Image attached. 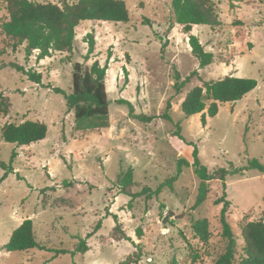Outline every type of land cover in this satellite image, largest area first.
Wrapping results in <instances>:
<instances>
[{
    "label": "rangeland",
    "instance_id": "1",
    "mask_svg": "<svg viewBox=\"0 0 264 264\" xmlns=\"http://www.w3.org/2000/svg\"><path fill=\"white\" fill-rule=\"evenodd\" d=\"M32 1L60 5V0ZM122 1L128 22L83 21L75 30L71 54L55 53L37 61L34 52L26 61L24 48L13 52L2 33L8 13L6 0H0V109L7 111L0 114V162L13 169L4 177L6 171L0 167V264H135L137 251V264H213L226 250L219 221L222 204H214L224 193L222 183L209 181L206 201L193 208L199 186L193 151L197 148L209 174L231 166L244 168L252 159L264 164V0H213L220 26H193L191 32L214 55L213 64L204 69L191 54L188 36L174 23L170 0ZM88 33H93L95 47L84 61ZM108 53V127L77 130L63 95L42 85L70 93L73 65L89 67L97 61L103 66ZM11 64L40 73L42 85ZM173 66L182 80L198 71L180 93L173 88ZM228 75L253 79L257 86L241 100L221 104L205 125L200 115H183L180 105L191 89ZM118 100L128 101L135 115L156 117L170 104L171 121L141 122ZM24 121L45 124V139L28 146L1 139L5 124ZM177 125L180 137L174 134ZM179 159L190 164L180 174ZM129 168L132 194L146 187L155 191L176 179L172 188L166 186L151 198H135L128 206L130 198L120 194L117 177ZM225 185L230 203L226 219L235 236L234 264H239L243 227L264 222V174L246 170L228 175ZM26 219L32 221L42 248L7 252L4 246ZM202 219L209 224L207 242L191 228ZM98 222L101 227L94 232ZM81 239H86V252L75 251Z\"/></svg>",
    "mask_w": 264,
    "mask_h": 264
},
{
    "label": "trees",
    "instance_id": "2",
    "mask_svg": "<svg viewBox=\"0 0 264 264\" xmlns=\"http://www.w3.org/2000/svg\"><path fill=\"white\" fill-rule=\"evenodd\" d=\"M171 11L174 23L182 27L184 34L188 36V44L191 54L198 61V68L213 64L214 55L206 52L200 43L198 37L191 34L193 26H208L212 29L220 26L218 14L215 10L213 0H170ZM6 10L8 20L2 23L1 29L3 35L11 42V50L16 52L19 47L24 48L26 61L36 52V60H44L52 57L55 53L71 54L76 38L75 30L83 21L126 23L129 20V12L122 0H75L69 3L68 0H60V5L53 3H38L32 0H6ZM87 52L83 57L88 61L94 52L95 39L93 33L86 35ZM165 48V46H164ZM162 46V49H164ZM108 53L106 63L101 66L94 61L89 67H83L80 63L73 65L72 88L70 93L63 90L42 85V76L33 69H25L19 64H11L10 67L25 76L29 81L51 89L64 97L66 107L73 111L75 117V128L77 130H94L108 127L109 118V100L107 98L105 79L108 70ZM173 79L175 81L173 88L176 93H180L182 88L194 77H198V71L191 72L183 80L179 72L173 66ZM125 81L128 71L123 67ZM257 86L253 79L237 78L232 75L224 78L203 82L202 86L191 89L183 99L180 109L185 117L200 115L203 125L206 124V118H213L218 113V108L224 103H235L252 92ZM208 102V105H207ZM118 104H127L130 107L129 116L141 122L147 123L160 118L165 121H171L167 110L170 104H167L165 112L160 116L135 115L132 105L126 100L116 101ZM0 114H7L5 108L0 109ZM179 125L174 134L180 137ZM47 127L40 122L24 121L20 124L7 123L2 127L1 139L5 143L15 144L17 146H28L45 139ZM15 154H13V157ZM190 164L179 159L177 162V172L181 173L183 167ZM0 167L6 173L13 172L11 166H6L0 162ZM192 167L199 180L197 197L193 208L201 206L207 199L208 185L212 180H219L222 183L223 195L217 199L214 204H222L219 221L221 224V236L227 240L225 252L220 255L213 264H234L235 263V236L226 219L229 201L225 199V179L228 175H243L246 170H257L264 174V164L256 159L249 160L244 168L230 169L220 168L214 174H209L207 168L201 165L198 158V150L194 148ZM176 177L168 179L161 184L155 191L150 188H144L140 193L132 194L128 191L133 186V170L127 169L117 177V186L120 194L130 198L128 206H131L132 200L145 195L147 198L157 196L166 186L172 188ZM114 219L116 217L114 216ZM101 227L98 222L94 227L97 232ZM194 234L202 242H207L210 236L209 224L205 219L195 221L191 226ZM115 230H119L115 227ZM91 236L89 234L87 238ZM138 236L141 231L138 230ZM243 247L242 255L239 258V264H264V222H249L241 232ZM126 241H131L129 237ZM37 243L33 231L31 220H24L16 228L8 243L4 246L7 252H23L32 249H41ZM88 250L86 239H81L75 248L76 252H86ZM65 253V251H60ZM135 264L139 262L141 255L137 251L135 255ZM119 264H127L121 262Z\"/></svg>",
    "mask_w": 264,
    "mask_h": 264
},
{
    "label": "water",
    "instance_id": "3",
    "mask_svg": "<svg viewBox=\"0 0 264 264\" xmlns=\"http://www.w3.org/2000/svg\"><path fill=\"white\" fill-rule=\"evenodd\" d=\"M165 222V221H164Z\"/></svg>",
    "mask_w": 264,
    "mask_h": 264
}]
</instances>
